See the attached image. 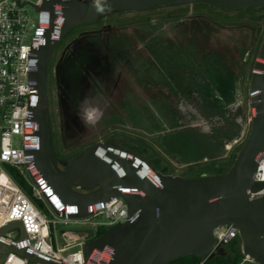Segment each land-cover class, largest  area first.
I'll return each instance as SVG.
<instances>
[{
  "label": "water",
  "instance_id": "obj_1",
  "mask_svg": "<svg viewBox=\"0 0 264 264\" xmlns=\"http://www.w3.org/2000/svg\"><path fill=\"white\" fill-rule=\"evenodd\" d=\"M201 2L228 9L264 7V0H44L41 7H36L49 11L50 21L41 43L31 49L36 65L30 76L35 80L36 94L28 109L29 118L36 122V145L27 152L30 157L26 165L32 163L53 193L64 204L73 206L70 218L88 217L85 206L104 205L114 198H124L128 206L129 219L85 243L86 258L93 250L101 251L106 246L112 248V253L104 264H170L190 255L204 257L214 242V230L232 225L238 229L243 254L264 264V196L250 198L251 192L264 187V182L253 181L264 152V40L251 76V128L233 164L224 173L184 177L169 174L166 169L157 171L143 155L109 142L85 150L60 170L50 139L48 70L52 54L65 35L114 12ZM58 3H63L59 11ZM59 18L61 25L57 23ZM83 60L84 57H75L62 67L57 65L56 77L64 78L65 71L80 66ZM75 184L86 191L77 189ZM13 226L19 227L21 237L24 233L20 221L1 228L2 252L18 253L34 263L63 264L5 241L3 233ZM217 253L224 254L225 248Z\"/></svg>",
  "mask_w": 264,
  "mask_h": 264
},
{
  "label": "rangeland",
  "instance_id": "obj_2",
  "mask_svg": "<svg viewBox=\"0 0 264 264\" xmlns=\"http://www.w3.org/2000/svg\"><path fill=\"white\" fill-rule=\"evenodd\" d=\"M28 8L35 15L33 7L28 5ZM259 15H263L262 19L255 20V17ZM256 25L259 26L260 30L258 35L256 34L253 38L256 33L253 28ZM85 28H94V26H86ZM98 28L102 30L104 38L115 34L116 39L123 38L124 42L131 43L134 52L132 56L135 57V59L133 58L134 63L129 64L131 67L132 65L140 68L145 65L151 67L153 65L150 62L147 64L146 61L157 60L152 62L155 67L149 69L152 74L148 73V70V72L141 74L143 71L136 68V71L140 73L132 81L134 83L130 85L131 89L129 90L136 106H154V102H162L165 109L167 107L176 113L180 122H184L186 119L184 115L189 113L191 115L189 118L193 119L192 126L200 127L199 129L207 132L211 131L214 122L206 119L199 120L197 113L198 98L194 93L190 94V91H192L193 79L200 78L197 75V71L200 69L198 63L205 67L209 56L221 59L237 75V101L231 105L228 117L240 124L241 129L235 139L224 146L220 155L228 157L244 143L251 128L250 83L254 65L264 40V9L256 8L243 11L217 6L166 5L143 11L127 10L115 13L101 25H98ZM75 30H72L71 34L65 35L58 43L47 79L55 143L61 153L64 151L58 132L54 66L63 49L77 34ZM127 52V49H124L121 54L128 55ZM141 61L144 62L141 63ZM156 67L160 69L158 74L153 73L157 70ZM123 94L119 91L112 92L104 87V89H99L96 94L88 95L80 112V125L77 133V137L86 138L84 146L88 147L106 139L119 144L128 142L133 145L141 143L140 140L151 141L152 135L144 133L140 128L133 127L130 123L123 125L108 124V120L115 109L123 114V110L118 104L119 101L124 100L121 98ZM86 112L88 119L84 117ZM148 116L154 117L150 113ZM214 125L227 126L223 122ZM164 157L168 158L167 156ZM162 163L167 172L170 169L173 171L169 174L181 176H187L192 168L198 167L197 164L187 165L174 159H169V163ZM151 165L159 171L152 163ZM27 184L30 186L28 182ZM31 198L47 218L60 220V217H55L47 210L41 200ZM74 220L80 219L71 218L67 224L60 223L58 233L62 230H71L78 234H88L89 238H92L97 235L99 228L107 229V227H98L90 222L82 223ZM102 220L103 217L101 216L90 219V221ZM9 235L14 239L18 238L20 229L12 230ZM78 248H72L70 251H75ZM4 257L5 255L0 253V264H2ZM244 261L245 264L253 263L252 259L247 256Z\"/></svg>",
  "mask_w": 264,
  "mask_h": 264
},
{
  "label": "built area",
  "instance_id": "obj_3",
  "mask_svg": "<svg viewBox=\"0 0 264 264\" xmlns=\"http://www.w3.org/2000/svg\"><path fill=\"white\" fill-rule=\"evenodd\" d=\"M44 0H0V229L12 222H22L24 233L16 239L9 234L17 226L9 228L2 238L10 243H18L30 251L63 264H104L108 261L112 248L93 250L85 257L84 245L88 234H78L71 230L58 233V225L67 224L74 213L72 205H66L51 186L40 177L36 167L29 163L28 151L36 145V122L29 118V102L36 94L35 80L31 71L35 61L31 58L33 46L41 43L50 21L47 10H38ZM35 11V15L31 9ZM63 3H58L57 11ZM57 23L62 24L59 18ZM20 143V145H18ZM16 168L30 184L33 196L41 200L47 210L60 217L47 218L31 196L10 174L9 169ZM33 175L38 183L31 179ZM255 183L264 182V152L260 155L258 166L253 176ZM264 196V187L250 193L251 199ZM46 197H49L50 202ZM54 209H53V207ZM65 216H62V213ZM90 214L85 218H76L75 222H90L93 225L112 227L129 219L128 206L124 198H114L110 202L90 204L84 207ZM59 213L60 215H58ZM103 217L102 221H90L91 218ZM239 237L238 229L232 225H221L214 230V242L205 257L217 253L231 241ZM96 238V237H95ZM79 247L75 251L72 248ZM5 257L2 264H42L34 263L15 252H2Z\"/></svg>",
  "mask_w": 264,
  "mask_h": 264
},
{
  "label": "trees",
  "instance_id": "obj_4",
  "mask_svg": "<svg viewBox=\"0 0 264 264\" xmlns=\"http://www.w3.org/2000/svg\"><path fill=\"white\" fill-rule=\"evenodd\" d=\"M191 5L223 7L202 2ZM223 8L228 9L226 7ZM252 9L256 8L241 10L248 11ZM262 17L263 15H259L255 17V20L262 19ZM106 19L103 18L100 22H104ZM253 30L256 32H254V38L256 34L258 35L260 28L256 25ZM71 32L68 34H71ZM198 66L200 69L198 68L197 75L200 78L197 80L193 79V87L190 94L194 93L198 98L197 113L199 114V120L206 119L214 122V124L223 122L227 125L226 127L223 125L215 126L212 123L211 131H203L199 129L200 127L192 126L193 119L189 118L191 116L189 113L184 115V118H186L184 122H180L176 113L167 107L165 109L162 102H154V106L138 107L133 106L129 100L122 101L120 104L123 114L116 111L108 120L109 125L130 123L133 127L140 128L144 133L152 135L150 142L140 140L141 143L139 142L136 145L129 143L128 146L130 145L134 151L140 152L159 170L165 169L162 162L169 163V159H174L187 165H198L197 168H192L187 176L183 175L184 177L226 172L233 164L241 147L240 145L228 157L220 155L224 146L234 140L241 129L240 124L230 120L228 117L231 105L237 101V75L221 59H217L214 56L208 57L205 67L200 63H198ZM149 113L153 114L154 117L148 116ZM9 172L28 195L36 198L33 196L32 188L28 186L24 175L19 170L10 168ZM168 173H173V171L170 169ZM105 230L99 228L94 238L100 236ZM226 248L227 254H216L204 263L205 256L190 255L179 258L170 264H235L244 258L239 237L226 245Z\"/></svg>",
  "mask_w": 264,
  "mask_h": 264
},
{
  "label": "flooded vegetation",
  "instance_id": "obj_5",
  "mask_svg": "<svg viewBox=\"0 0 264 264\" xmlns=\"http://www.w3.org/2000/svg\"><path fill=\"white\" fill-rule=\"evenodd\" d=\"M166 6V5H161ZM219 6V5H218ZM159 7V6H156ZM154 8V7H153ZM252 8H264V7H252ZM247 9V8H243ZM130 11V10H129ZM111 13L109 16H102L95 22L85 24L79 26L76 29L77 34L74 36L72 41L63 49L60 54L58 61L54 66V74L55 67L57 65L61 66L69 59L79 57H84V60L81 62L80 66L76 68H69L68 72L65 71L64 78H57L56 75L54 77L55 82V98L57 105V113H58V132L61 140V147L63 149V153H61L55 143L53 123L50 114V104L48 105V120L50 126V139L53 143L57 165L60 170H64L67 166L71 164L73 160H75L82 152L85 150L94 147L95 145L101 142H109L118 147L128 149L134 151L131 146L122 142L121 144L116 143L115 141H110L106 139L105 141H101L91 146H84L83 137H77V133L79 130V119L81 115V111L89 94L97 93L99 89H109L112 92L124 93V100L118 102L120 105L122 101L129 100L130 101V85H133L132 82L136 75L141 72H148L152 67H155L152 62H156L157 60L146 61L147 64H152L153 66H144V67H136L129 64H133L132 56V45L131 43L124 42L122 39H116L115 34H111L110 36H106L105 38L102 36V30L98 28V25H101L103 22H100L103 18H109L115 13ZM94 26V28H85L86 26ZM97 26V27H96ZM110 27V26H109ZM102 36V37H101ZM126 41V40H125ZM127 49L128 55H122L121 51ZM53 55L50 60L49 67L51 66V62L53 59ZM140 61V60H139ZM138 62V61H137ZM144 61H141V63ZM150 62V63H149ZM140 63V65H141ZM62 67V66H61ZM136 68L139 70L136 71ZM150 69V70H149ZM157 70L153 71V73L158 74L160 71L159 68H155ZM148 70V71H147ZM49 72V70H48ZM73 72L75 74H73ZM152 74V73H150ZM154 83V82H153ZM129 88V89H128ZM127 90V91H126ZM113 111L112 115L114 114ZM111 115V117H112ZM86 119H88V113L86 112ZM136 152V151H135ZM141 154L140 152H137ZM142 155V154H141ZM74 187L81 191H86L85 188L81 187L78 184H75ZM225 248V253L227 254V248ZM243 253V250H242ZM218 253L211 254L212 257ZM244 258H242L239 262L235 264H245ZM211 258V257H210ZM206 257L203 260V263L208 260ZM252 264H258L252 260Z\"/></svg>",
  "mask_w": 264,
  "mask_h": 264
},
{
  "label": "crops",
  "instance_id": "obj_6",
  "mask_svg": "<svg viewBox=\"0 0 264 264\" xmlns=\"http://www.w3.org/2000/svg\"><path fill=\"white\" fill-rule=\"evenodd\" d=\"M130 97V103L133 105V106H136V102L134 101V99L131 97V95L129 96ZM160 103V102H159Z\"/></svg>",
  "mask_w": 264,
  "mask_h": 264
},
{
  "label": "bare ground",
  "instance_id": "obj_7",
  "mask_svg": "<svg viewBox=\"0 0 264 264\" xmlns=\"http://www.w3.org/2000/svg\"><path fill=\"white\" fill-rule=\"evenodd\" d=\"M147 172H150V170L146 171V173H147Z\"/></svg>",
  "mask_w": 264,
  "mask_h": 264
},
{
  "label": "clouds",
  "instance_id": "obj_8",
  "mask_svg": "<svg viewBox=\"0 0 264 264\" xmlns=\"http://www.w3.org/2000/svg\"><path fill=\"white\" fill-rule=\"evenodd\" d=\"M90 119H91V117H90Z\"/></svg>",
  "mask_w": 264,
  "mask_h": 264
}]
</instances>
